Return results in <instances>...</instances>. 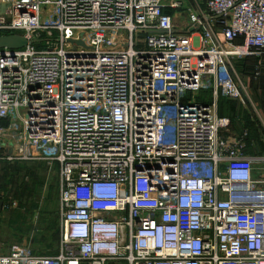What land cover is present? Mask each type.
I'll use <instances>...</instances> for the list:
<instances>
[{
  "label": "built area",
  "instance_id": "built-area-1",
  "mask_svg": "<svg viewBox=\"0 0 264 264\" xmlns=\"http://www.w3.org/2000/svg\"><path fill=\"white\" fill-rule=\"evenodd\" d=\"M9 35L0 161L58 166L61 238L0 264H264V153L217 113L247 99L264 0H0Z\"/></svg>",
  "mask_w": 264,
  "mask_h": 264
},
{
  "label": "rangeland",
  "instance_id": "rangeland-1",
  "mask_svg": "<svg viewBox=\"0 0 264 264\" xmlns=\"http://www.w3.org/2000/svg\"><path fill=\"white\" fill-rule=\"evenodd\" d=\"M177 15L175 23L185 17L184 13ZM235 69L240 78V71L236 66ZM246 87L249 101L244 97V102L238 99V104L235 103L238 100L222 99L217 104V111L219 116L236 113L242 116H236L242 119L237 120L238 124L231 131L236 135L246 133V139L250 136L255 144L249 152H259V149H264V91L253 97L249 87ZM254 105L260 108L262 120L261 117L255 119L251 126L243 111L246 110L250 117L249 112ZM0 202V254L25 248L35 257L51 258L56 255L61 238L56 164L0 161Z\"/></svg>",
  "mask_w": 264,
  "mask_h": 264
},
{
  "label": "crops",
  "instance_id": "crops-1",
  "mask_svg": "<svg viewBox=\"0 0 264 264\" xmlns=\"http://www.w3.org/2000/svg\"><path fill=\"white\" fill-rule=\"evenodd\" d=\"M261 61L263 63L262 65H264V54L260 58H258V57H247V58H244V59L237 60L236 63H235L236 68L240 71V79L242 81L243 86L245 87V89H247L246 86L249 87V89L251 90L250 93H252L253 97H254V95L258 94L260 91L261 92L263 91L262 85L264 83V72L262 73V76L258 80L252 78V76H251V72L253 71V69L258 68V67H260V68L264 67V66H261V64H260ZM246 97L249 99L247 94H246ZM202 98L205 99V100H208V94L206 92H203ZM222 99H225V98L220 97L218 99V104H219L220 100L222 101ZM235 103L239 104L240 102L238 100ZM243 112L246 114V116L248 118V123L251 126H252V122L255 123V119H260V117H261L260 116L261 115L260 114V108L258 106H255V105L252 106V109L249 112L250 117L248 116L246 110H244ZM217 113H218V111H217ZM233 113H234V111H233ZM236 116L242 117V116H240L237 113L236 114H232L230 116H225V117H227V118H229L231 120V125H230V128H229L228 132H227V134H229V135H236V134H234L231 131V128L236 127V124H238L237 120L242 119V118H239V117H236ZM261 120H262V117H261ZM241 133L243 134V132H241ZM241 133H238L237 136H240L239 134H241ZM247 138H249V139H245V144H246L245 150H246L247 153H249V154L264 153V149L262 150V148H261V150L259 149V152H252V153L249 152V148L254 147L255 144L253 143L254 140L250 139L251 138L250 136H247Z\"/></svg>",
  "mask_w": 264,
  "mask_h": 264
},
{
  "label": "water",
  "instance_id": "water-1",
  "mask_svg": "<svg viewBox=\"0 0 264 264\" xmlns=\"http://www.w3.org/2000/svg\"><path fill=\"white\" fill-rule=\"evenodd\" d=\"M27 44L25 38L19 35H9L0 37V49L8 48L10 50L24 47ZM0 202V207H1Z\"/></svg>",
  "mask_w": 264,
  "mask_h": 264
}]
</instances>
